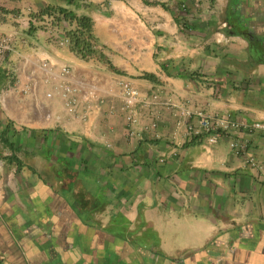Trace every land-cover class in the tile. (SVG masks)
Masks as SVG:
<instances>
[{
    "label": "crops",
    "instance_id": "0c3cea01",
    "mask_svg": "<svg viewBox=\"0 0 264 264\" xmlns=\"http://www.w3.org/2000/svg\"><path fill=\"white\" fill-rule=\"evenodd\" d=\"M53 8L90 19L94 53L34 25L0 68V94L20 79L0 101V131L20 136L0 138V264H264V135L188 130L198 110L264 122V0H0V33ZM43 60L87 85L75 107L41 87L36 100L54 97L21 128L15 103Z\"/></svg>",
    "mask_w": 264,
    "mask_h": 264
},
{
    "label": "built area",
    "instance_id": "2783aa9c",
    "mask_svg": "<svg viewBox=\"0 0 264 264\" xmlns=\"http://www.w3.org/2000/svg\"><path fill=\"white\" fill-rule=\"evenodd\" d=\"M18 22L19 28L13 33H0V68L4 64L7 56L11 52L18 50L19 42L27 43L24 31L29 30L34 25L46 26L53 43L57 46L71 47V38L67 35L68 31H64L62 29V25L65 26L64 24L73 23V21L65 19L59 12L45 13L41 16L37 13L33 16L23 17ZM19 57L21 62L28 61V58L24 55H20ZM35 70V76L31 77V82L27 86V91L23 90V93H18L19 99L15 103L17 115L12 117L13 123H16L15 125L27 126L32 123L37 110L48 109L47 101L53 98L55 93L53 89H49L45 91L43 99L36 100L38 91L41 87H46L47 85L52 86L53 88L55 87L58 89L62 100H65L66 105L75 107L77 99L76 93L81 91L82 88L87 85L82 78H75V76H73L69 66H63L57 70L49 63V61L43 60L40 64H38V67ZM15 73L16 71L11 72L12 83H10L9 87L6 88L4 94H0V101L4 100V102H6L7 93L15 90L17 85L20 84V79ZM117 83L122 88L123 108L132 110V115L128 117L129 121L131 123H136L137 120L135 115L137 108L140 105V96L136 89H134L128 81L123 82L121 80L119 82L117 81ZM90 88L93 89L94 87L90 85ZM98 89L99 88L95 86L93 92H95L94 90L98 91ZM28 93L31 94L33 98L29 104L26 98V94ZM67 97L69 98L67 99ZM152 97L157 98L158 95L155 94ZM24 112H29L25 119L21 116ZM195 118L197 119V124L188 125L189 133L193 136L206 135L211 143L216 142L221 133H226L228 131H245L248 133L260 131L262 135H264V122H249L246 119L236 117L228 112L222 114H212L205 110H198L195 113ZM231 148L234 154L245 155L246 163L252 166L257 164L255 157L248 153L247 141H232Z\"/></svg>",
    "mask_w": 264,
    "mask_h": 264
},
{
    "label": "trees",
    "instance_id": "16d2710c",
    "mask_svg": "<svg viewBox=\"0 0 264 264\" xmlns=\"http://www.w3.org/2000/svg\"><path fill=\"white\" fill-rule=\"evenodd\" d=\"M50 12H59L64 16L65 19H68L71 21H74V20L78 21L80 28L67 32V35L71 38V42H72L71 49L74 52H76L78 55H80L82 58H88L92 56V54L94 53L93 44L90 41V37L86 36L87 33L92 28L90 19L86 16L76 17L73 15V13L68 12L67 10L63 8H53V9L42 10L41 12H39V15L41 16L45 13H50ZM2 78L3 76L0 77V80H2ZM7 127H8L7 129L9 130V132H12V133L13 131L15 132L14 129L12 130L9 126ZM7 133L8 131L5 132V135H8ZM6 143H8L10 147H13V144L11 142L6 141Z\"/></svg>",
    "mask_w": 264,
    "mask_h": 264
},
{
    "label": "rangeland",
    "instance_id": "374dc122",
    "mask_svg": "<svg viewBox=\"0 0 264 264\" xmlns=\"http://www.w3.org/2000/svg\"><path fill=\"white\" fill-rule=\"evenodd\" d=\"M21 127V126H20ZM22 128V127H21ZM25 128V127H24ZM8 134V133H7ZM17 134V131L13 132V133H10V135H5V132L3 131H0V138H1V141L4 142L5 144H8L6 143V141H9V142H13L15 145H17V147H19V140H20V136L16 135ZM6 146H9V145H6ZM21 157L23 156L22 152L20 153ZM16 161V165L19 164V163H22L21 159L17 158L15 159ZM20 165V164H19Z\"/></svg>",
    "mask_w": 264,
    "mask_h": 264
}]
</instances>
